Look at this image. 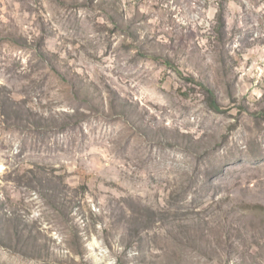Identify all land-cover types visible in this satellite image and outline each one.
Listing matches in <instances>:
<instances>
[{"label":"rangeland","instance_id":"1","mask_svg":"<svg viewBox=\"0 0 264 264\" xmlns=\"http://www.w3.org/2000/svg\"><path fill=\"white\" fill-rule=\"evenodd\" d=\"M0 264H264V0H0Z\"/></svg>","mask_w":264,"mask_h":264},{"label":"trees","instance_id":"2","mask_svg":"<svg viewBox=\"0 0 264 264\" xmlns=\"http://www.w3.org/2000/svg\"><path fill=\"white\" fill-rule=\"evenodd\" d=\"M218 18H219V22H220L219 32L221 33V36H222V30L225 28V12L220 11L218 14ZM191 82L196 83L199 87L202 88V90L205 92V94L209 98L210 106L213 109V111H215L217 113L222 111L221 106L215 97L214 91L211 88H209L208 86H206L203 83L196 82L193 78H191Z\"/></svg>","mask_w":264,"mask_h":264}]
</instances>
